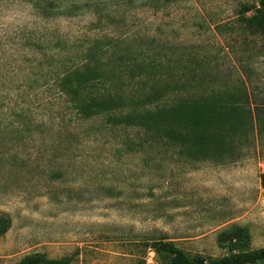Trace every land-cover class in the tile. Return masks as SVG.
I'll use <instances>...</instances> for the list:
<instances>
[{
    "label": "rangeland",
    "instance_id": "374dc122",
    "mask_svg": "<svg viewBox=\"0 0 264 264\" xmlns=\"http://www.w3.org/2000/svg\"><path fill=\"white\" fill-rule=\"evenodd\" d=\"M258 2L0 0V111L36 121L0 130V216L11 224L0 264L36 254L167 264L151 249L157 242L219 259L229 255L220 236L236 227L247 231L250 251L264 248V124L254 122L223 160L196 162L149 149L134 129L83 138L88 128L70 120L53 82L94 41L111 43L104 59L127 64L130 52L136 65L160 64L152 81L169 90L187 84L169 101L238 93L264 121V34L246 24Z\"/></svg>",
    "mask_w": 264,
    "mask_h": 264
},
{
    "label": "trees",
    "instance_id": "16d2710c",
    "mask_svg": "<svg viewBox=\"0 0 264 264\" xmlns=\"http://www.w3.org/2000/svg\"><path fill=\"white\" fill-rule=\"evenodd\" d=\"M258 6L256 14L247 19L246 24L264 34V0H259ZM247 12L249 9L243 11ZM113 48L111 43L94 41L81 64L69 67L53 80L58 94L65 99L70 120L88 128L83 138H92L96 133L113 136L121 127L134 129L145 139L149 149H167L199 162L223 160L233 152L234 140L247 139L253 132L254 122L258 130L262 128L261 114L253 117L238 93L182 95L169 101V93L181 92L187 84L169 90L168 85L152 81L149 76L153 75L154 69L161 67L160 64L154 66L152 61H146L136 65L137 58L130 52L124 54L128 56L127 64H120L121 59H104ZM145 88L149 90L147 93H143ZM25 122L36 126V121L22 110L12 115L0 111V130H6L10 124L12 127L16 124L15 129L21 130ZM36 130L40 131V128ZM260 182L264 189V175H261ZM10 225L7 217L0 216V237L6 234ZM219 242L227 244V257L211 259L197 255L190 258L168 242L153 243L151 249L167 264L264 263V248L250 251V238L243 228L236 227L232 232L222 234ZM17 264H69V260H49L36 254ZM137 264L146 263L139 261Z\"/></svg>",
    "mask_w": 264,
    "mask_h": 264
}]
</instances>
